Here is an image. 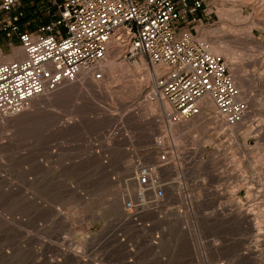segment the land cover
Here are the masks:
<instances>
[{"label": "rangeland", "instance_id": "obj_1", "mask_svg": "<svg viewBox=\"0 0 264 264\" xmlns=\"http://www.w3.org/2000/svg\"><path fill=\"white\" fill-rule=\"evenodd\" d=\"M46 7L18 0L16 10L33 30L51 19ZM210 7L213 26L201 36L210 50L211 42L227 48L217 56L250 107L240 127L212 124V107L174 127L177 160L159 176L184 190L168 185L162 207L124 223L136 167L155 161L151 138L165 124L146 98L154 69L143 58H117V74L132 73L109 84L105 71L96 83L109 84L103 94L77 82L1 119L0 264H264V0H210ZM136 85L141 96L130 89ZM240 204L260 216L258 232L237 216Z\"/></svg>", "mask_w": 264, "mask_h": 264}, {"label": "built area", "instance_id": "obj_2", "mask_svg": "<svg viewBox=\"0 0 264 264\" xmlns=\"http://www.w3.org/2000/svg\"><path fill=\"white\" fill-rule=\"evenodd\" d=\"M38 1L48 6L44 12L51 19L31 30L24 11L16 10L18 0H0V120L19 115L81 76L103 81L106 58L117 50L161 68L146 98L168 107L166 127L152 136L155 161L136 167V191L124 203L136 218L155 213L171 186L159 174L177 160L178 146L167 127L206 116L210 106V114L227 128L250 113L229 65L201 36L213 26L210 0ZM13 39L22 57L5 61L16 52Z\"/></svg>", "mask_w": 264, "mask_h": 264}, {"label": "bare ground", "instance_id": "obj_3", "mask_svg": "<svg viewBox=\"0 0 264 264\" xmlns=\"http://www.w3.org/2000/svg\"><path fill=\"white\" fill-rule=\"evenodd\" d=\"M239 13H240V11H239ZM241 14V13H240ZM242 15V14H241ZM244 16V15H243ZM248 21H250L251 20V27L254 25V26H257V25H259V23H257V21L255 20V19H253V17L252 16H250V15H247V16H244ZM263 25V24H262ZM247 34V33H246ZM249 38H250V42H253V41H255L254 40V37L251 35V32L249 31ZM247 37V36H246ZM249 38H247V39H249ZM231 39V38H230ZM233 42V41H232ZM234 42H238V40H235L234 39ZM225 44H226V42H224ZM229 44H230V41L228 42ZM215 44H219V42H215ZM215 44H213L212 42H211V50H210V52L212 53V54H214V55H218V54H220V50H222V53L223 52H225V50L227 49V48H225V50L223 51V49H221V48H218L217 46H215ZM221 45V44H220ZM219 45V46H220ZM258 47H261V46H259V44H258ZM223 48V47H222ZM220 51V52H219ZM121 56H123V54L122 53H120L118 50L117 51H114L113 53H111V55H109V57H107L106 58V61H105V63H104V73H105V71H106V73H105V77H106V79L107 80H109L108 81V83L110 84V83H114L113 81H116L119 77L121 78L122 77V80H123V77H125L124 75H126L127 73H130L129 71H128V69H127V67L126 68H124L123 69V71L122 72H120L121 74H117V72H116V67H115V62H116V60H117V58H120ZM11 57V56H10ZM17 58H19V57H17ZM226 58V57H225ZM144 65V64H143ZM139 68V67H138ZM153 69L155 70V72L156 73H154V70L152 71V74H151V72H147V76H146V79H147V82H149V80L150 79H153V75H159V74H161L162 73V69L161 68H159V67H153ZM137 70V69H136ZM236 71V70H235ZM141 71H139L138 72V74H141L140 73ZM146 72V71H145ZM104 73H103V76H104ZM132 73V72H131ZM130 73V74H131ZM158 73V74H157ZM238 74V73H237ZM129 76V75H128ZM144 78V77H143ZM106 80V81H107ZM236 80V79H235ZM237 80H239V83H241L242 85H244L245 83L241 80V79H237ZM77 82H81L80 84H84V85H86L87 87H89V88H94L95 89V92L97 93V94H103V91H107L108 89H109V84H107L108 86H104V83H103V86H98L96 83V81H94V80H92V79H90L89 77H84V76H81L80 78H79V80L77 81ZM77 82H75L76 84H77ZM117 82V81H116ZM79 83H78V85H79ZM238 83V85L240 86V84ZM74 83H72V84H68V85H72V86H74V85H76V84H74ZM142 84V83H141ZM149 84V83H148ZM68 85H66V86H68ZM75 86V87H73V88H77V87H80V86ZM102 85V84H101ZM112 85V84H111ZM126 85V84H125ZM129 85V84H128ZM135 85V84H134ZM133 85V86H134ZM132 86V85H131ZM148 86V85H147ZM150 86V85H149ZM69 87V86H68ZM82 87V86H81ZM80 87V88H81ZM124 88L126 87V86H123ZM152 87H153V85H151V87H150V91L152 90ZM83 88V87H82ZM86 88V87H85ZM128 86L124 89V91L126 90V91H128ZM130 88V87H129ZM144 88H146V87H144ZM148 88V87H147ZM240 88H241V86H240ZM70 89V88H69ZM79 89V88H78ZM133 92V94L134 95H139V96H141L140 94H141V88L140 87H138V85H136V87H132V88H130ZM85 90V89H84ZM89 90V89H88ZM88 90H85L86 92L88 91ZM147 91V93L148 92H150V91ZM79 91V90H78ZM81 91H83L82 89H81ZM124 91H122V93L124 92ZM145 92V91H144ZM90 93V92H89ZM91 93H92V90H91ZM96 93H95V95H96ZM120 93V92H119ZM142 93H143V90H142ZM124 94H125V92H124ZM126 94H127V92H126ZM110 95V94H109ZM131 95V94H130ZM108 96V95H107ZM106 96V97H107ZM139 96H137V97H139ZM134 97H136V96H134ZM109 98V97H108ZM103 99V98H102ZM121 104V103H120ZM160 107L158 108V118L159 119H161V118H163V120H165V114H166V112L168 111V107L166 106V105H159ZM105 107V106H104ZM211 107V106H210ZM156 111V112H157ZM207 111V110H206ZM154 113H155V110L153 111ZM246 118V117H245ZM205 120V119H204ZM207 120V119H206ZM209 120L212 122V124H215V125H217V126H219V127H221V129L223 130V131H225V129L227 130V128L225 127V126H223L221 123H220V121H219V119L216 117V116H214L212 119L211 118H209ZM245 120V119H244ZM159 121V120H158ZM191 121V120H190ZM187 122H189V121H187ZM187 122H184V123H182L181 125H183L184 126V124H186V126H188L187 125ZM158 123V122H157ZM160 123V124H159ZM158 124H157V127H158V129L159 130H164L165 129V126L164 125H162L161 124V122H159ZM165 123V122H164ZM198 123V122H197ZM211 124V123H210ZM154 125V124H153ZM180 125V126H181ZM198 125V124H197ZM206 125V124H205ZM199 126V125H198ZM155 127V126H154ZM175 127H177V126H175ZM179 127V126H178ZM238 127H240V125L238 126ZM167 128H169V130H170V132H172V130H173V128L174 127H167ZM185 128V127H184ZM234 128V127H233ZM181 129V128H180ZM233 130V129H232ZM238 130V129H237ZM237 130H234V131H231V132H229V131H227V132H229V134H233L232 136H234L235 135V132L237 131ZM178 131V130H177ZM174 132V131H173ZM226 132V131H225ZM234 138V137H233ZM131 165V164H130ZM172 167V166H171ZM170 167V168H171ZM125 168H126V166H125ZM132 169V168H131ZM131 169H130V171H131ZM127 171V170H126ZM130 171H128V172H130ZM163 172V171H162ZM127 175H129V174H127ZM172 184H174V183H172ZM184 187H185V185H183V183H178L177 182V184H175V185H171V188H172V190H171V192L174 190L175 192H177L178 193V191H180V190H184ZM134 191H136V189L134 190ZM133 192V191H132ZM131 192V193H132ZM124 193V192H123ZM122 193V194H123ZM130 193V194H131ZM176 193V194H177ZM121 194V193H120ZM129 194V195H130ZM181 194V193H180ZM179 194V195H180ZM173 195H174V193H173ZM178 195V194H177ZM178 195V196H179ZM123 198H119V196L118 197H115L114 199H112V200H114V202H116L117 203V201L119 202V201H121ZM115 203V204H116ZM117 209V208H116ZM237 216L238 217H240V218H243L244 220H246L247 222H249L251 225H252V227L254 226V230L257 228V224H256V221H258L259 220V218H260V216L258 215V213L256 214L255 213V211L254 210H244L243 208H242V206H241V204L240 205H237ZM125 211H126V216H124V217H121V218H123V221H124V223L125 222H131L130 220H132L133 219V221H135V215H132V214H130L126 209H125ZM119 217H120V215H119ZM66 218V217H65ZM122 220V219H121ZM123 225V224H122ZM256 231H257V229H256ZM258 232V231H257ZM72 255V254H71ZM75 256V255H74Z\"/></svg>", "mask_w": 264, "mask_h": 264}, {"label": "crops", "instance_id": "obj_4", "mask_svg": "<svg viewBox=\"0 0 264 264\" xmlns=\"http://www.w3.org/2000/svg\"><path fill=\"white\" fill-rule=\"evenodd\" d=\"M22 55H21V52L18 50H16V52L14 53V55H12L11 57H7L6 59H5V61H10V60H12V59H15V58H17V57H21ZM194 120V119H193Z\"/></svg>", "mask_w": 264, "mask_h": 264}]
</instances>
